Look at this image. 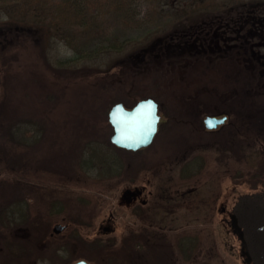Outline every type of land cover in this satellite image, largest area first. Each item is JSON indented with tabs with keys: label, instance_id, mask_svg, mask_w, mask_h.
<instances>
[{
	"label": "rangeland",
	"instance_id": "1",
	"mask_svg": "<svg viewBox=\"0 0 264 264\" xmlns=\"http://www.w3.org/2000/svg\"><path fill=\"white\" fill-rule=\"evenodd\" d=\"M66 1L0 0V35L7 36L5 43L11 47L7 61L12 63L15 87L12 104L29 131L32 167L49 165L71 175L82 172L87 177L114 180L124 173L126 164L145 170L160 167L163 174L157 186H164L186 171L197 172L202 162L199 165L192 159L203 152L220 165V152L223 154L222 146L232 136L231 130L242 135L240 142L245 148L253 146L258 136L264 138V96L259 97L263 90L251 91L249 99L243 97L241 87L247 85L244 69L181 67L173 63L176 58L165 59L166 54L161 59L167 61L159 65L153 59L156 51L151 52L160 47L158 40L173 33L192 30L209 17L225 18L228 11L242 13L251 4L261 9L264 0H69L88 6V13L96 17L94 25L90 22L84 27L72 24L69 15L60 16L59 8ZM21 26L31 28L29 37L15 34ZM260 52L264 57V49ZM142 60L150 62L148 67L139 66ZM261 68L253 74L259 75ZM102 79L106 81L103 85L99 84ZM251 84L255 89L256 83ZM147 97L160 104L165 117L158 135L144 150H118L110 142L109 109L119 102L132 107ZM203 113L227 114L230 124L216 133H205ZM245 127L248 129L243 132ZM19 136L22 134L16 133L15 140L20 141ZM14 148H19L17 143ZM259 161L258 154L250 160L254 176L247 178L248 185L233 184L229 178L221 184L216 212L222 208L229 211L238 196L264 188V162L260 166ZM150 184L143 178L138 184H116L108 195L110 200H99L95 230H81L80 234L67 230L52 240H40L38 235L33 240L26 230L28 221L17 219L15 226L19 214H3L0 218L8 228L0 232V264H71L77 258L94 264H131V256H122L119 248L123 237L140 224L141 214L132 211L137 201L127 202L125 195L139 193L140 187L145 191L143 196L153 193L157 183ZM159 192L164 193L163 189ZM5 199L1 193L0 204ZM73 207L79 209L82 203ZM201 211L183 206L170 216L164 211L152 214L150 221L164 229L166 235L161 238L172 255L157 251L149 255L150 264H243L240 242L225 221L220 223L226 216L221 211L214 218L216 255L207 247L194 253L195 239L180 237L175 244L168 239V231L193 228L204 214ZM61 221L46 223L47 228L52 233L55 223ZM103 226L110 228L103 230ZM30 239L36 248L26 243Z\"/></svg>",
	"mask_w": 264,
	"mask_h": 264
},
{
	"label": "trees",
	"instance_id": "2",
	"mask_svg": "<svg viewBox=\"0 0 264 264\" xmlns=\"http://www.w3.org/2000/svg\"><path fill=\"white\" fill-rule=\"evenodd\" d=\"M258 6L260 5L251 4L247 8H244L242 13L240 11L238 14L242 15L243 21H250L251 17H264V7L260 9ZM59 9L60 16L65 17L69 15L70 21L72 20V24L76 26L80 25V27H84L85 23L90 22H92V25L95 24L96 17H92L88 13V6L82 7L68 0ZM233 13L235 14L233 11L227 12V14L232 15ZM197 23V27L191 28L192 30L173 33L167 39L158 40L157 43L159 44L161 41L160 47L178 43L182 44L184 40L191 36V32L203 29V21ZM256 23L258 27L255 30L263 32L264 26H261V21L257 20ZM29 30L25 26H21L14 33L29 37ZM6 39V35H0V194L3 193L6 196L5 202L0 204V217L3 214H19V218L16 216L14 225L16 226L17 219L28 221L26 223V230L31 233L33 240H35V235H38L40 240H44L45 238L51 240L58 237L61 238L60 236H50L51 231L47 228V224H51L55 220L71 223L69 231L74 234H80L81 230L85 232L95 230L96 220L100 214L98 209L99 200H108V195L114 191L116 184L129 182L138 184L143 178V181L146 180V185L156 182V189L155 192L143 196L145 191L140 187L139 193L137 191L134 194L127 193L125 195L127 202L137 201L132 211L136 212V214H141L139 216L141 222L134 229H130L129 234L123 237V243L119 248L122 251V256H127V258L131 256L129 259L131 264H136L135 261H138L137 264H141L143 258L149 262V255L157 254V251L165 250L164 254L168 253L171 256L172 252L170 250L166 252L168 248L167 244L161 238V235L165 234L164 229L159 226H153L150 218L155 212L159 213L162 211L166 212L168 216L173 215L172 213L177 212L183 206L190 208L199 207L204 214H201L199 222L193 228H187L179 232L168 231L171 233L168 239L172 244H175V240L180 237L195 239L194 253L197 254L202 247H207L210 253L216 255L217 243L215 239L216 228L214 227V218L217 214H220L219 210L216 212V207L221 200V184L229 178L233 184L243 183V185H248L247 178L254 176L250 160H252L255 154H258V158H260L258 165L261 166L264 162V138L260 139L258 136V140L253 146L245 148V144L240 142L242 135L235 130H231L232 136L222 146L224 155L220 152L223 156L220 158V165L213 161L215 159L212 158V155L209 156L203 152L198 157L192 159V162L195 163L199 161V165L202 162L197 172L191 173L186 171L185 174L178 176L175 180H171V183L164 186H157L158 177L163 174V169L159 170L160 167L145 170V168L138 169L130 164H126L124 173L133 168L131 173H120L116 180L113 178L98 179L87 177L81 171H79L81 173L71 175L65 170H57L55 167L49 165H41L34 168L31 166L33 156L30 153L31 150L28 148L29 131L24 127L23 122L19 121V116H16L17 109L12 104V90L14 91L15 87L13 75L11 74L12 63L7 61L11 59V56H8V51L11 47L8 44L6 45ZM169 48L163 49L167 57L165 59H170L175 54ZM138 56L140 54L137 55V58ZM78 57L77 54L73 58L77 59ZM155 58L153 57V59ZM159 58L161 59V56ZM254 62L259 63L258 60ZM123 65L128 67L125 64ZM235 71L237 72V70ZM243 71H246L243 74V78L244 82L247 83V85L245 84V86L241 87L243 97L249 99L253 94L251 91L257 90V93L261 89L263 92L259 91V97H263L264 69H261L259 75H254V70L250 68H244ZM104 82H106L105 79H102L99 81V84L103 85ZM252 82L256 83L255 89H253L254 85L253 87L251 86ZM229 124L228 121L225 126ZM247 129V127L242 128V131L245 132ZM16 133L22 134V136H19L20 141L15 140L14 136ZM16 143L19 147L17 149L14 148V144ZM211 147L212 145H210V149ZM48 161L51 162V160ZM221 165L223 168L220 167ZM188 168L190 166H187ZM209 181H212L210 187H208ZM183 188L187 189L180 195L176 193L178 189ZM135 189H137L136 186ZM160 189H163L164 193H160ZM77 202L82 203V207L79 209L73 207ZM144 203H147V205ZM56 204H58L57 208H55ZM220 223L223 224L224 220L221 219ZM0 228V232L3 228H8V225L5 224L2 218H0ZM13 230V228L10 230L11 233ZM19 230L17 229L18 232ZM32 239L26 241V243L36 248L37 245Z\"/></svg>",
	"mask_w": 264,
	"mask_h": 264
},
{
	"label": "flooded vegetation",
	"instance_id": "3",
	"mask_svg": "<svg viewBox=\"0 0 264 264\" xmlns=\"http://www.w3.org/2000/svg\"><path fill=\"white\" fill-rule=\"evenodd\" d=\"M225 15V18L213 16L207 20H203V29L201 31L194 30L191 32V36L184 40L182 44L178 43L166 47L161 46L157 50H151L152 53L157 51L155 55L156 64L163 65L166 62V60L160 59L159 57L164 54L163 49L171 47L169 49H172L175 53L172 56L176 58L173 63L181 67L184 65V67L200 65L217 69L227 66L226 69L242 70L244 68H250L254 70L260 66L262 67L261 69H264V57L260 54V51L264 49V31L258 32L255 30L258 27L257 20L261 21V26H264V17H251L250 21H243L242 15L238 13ZM255 60H258L259 63H255ZM223 61H226V63H223ZM147 64H150V62L144 63L142 60L139 66L142 67L145 65L143 67H148ZM203 130L205 133H216L222 130V127L214 132ZM235 203L236 200L234 205ZM233 206L229 211L226 208L220 210L223 215H226V218H223L225 222ZM57 225L67 226V228L61 233H54V228ZM109 228L101 227L103 230ZM69 229L70 225L67 223H55L51 236L62 237ZM141 262V264H150L144 258Z\"/></svg>",
	"mask_w": 264,
	"mask_h": 264
},
{
	"label": "clouds",
	"instance_id": "4",
	"mask_svg": "<svg viewBox=\"0 0 264 264\" xmlns=\"http://www.w3.org/2000/svg\"><path fill=\"white\" fill-rule=\"evenodd\" d=\"M164 119L159 104L152 97L138 99L131 108L122 103L114 104L108 112V123L112 127L110 142L118 148L130 151L147 148L154 141ZM201 119L205 131L214 132L228 123L229 116L203 113ZM71 264L94 262L77 258Z\"/></svg>",
	"mask_w": 264,
	"mask_h": 264
},
{
	"label": "water",
	"instance_id": "5",
	"mask_svg": "<svg viewBox=\"0 0 264 264\" xmlns=\"http://www.w3.org/2000/svg\"><path fill=\"white\" fill-rule=\"evenodd\" d=\"M227 224L240 242L243 264H264V189L238 196ZM66 228L57 225L54 233H61Z\"/></svg>",
	"mask_w": 264,
	"mask_h": 264
}]
</instances>
